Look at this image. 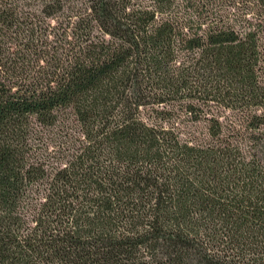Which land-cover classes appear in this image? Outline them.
I'll use <instances>...</instances> for the list:
<instances>
[{
  "label": "trees",
  "instance_id": "1",
  "mask_svg": "<svg viewBox=\"0 0 264 264\" xmlns=\"http://www.w3.org/2000/svg\"><path fill=\"white\" fill-rule=\"evenodd\" d=\"M21 1L0 0V264H264L238 138L264 125V0Z\"/></svg>",
  "mask_w": 264,
  "mask_h": 264
},
{
  "label": "rangeland",
  "instance_id": "2",
  "mask_svg": "<svg viewBox=\"0 0 264 264\" xmlns=\"http://www.w3.org/2000/svg\"><path fill=\"white\" fill-rule=\"evenodd\" d=\"M74 1L75 0H72V2ZM21 3H29L31 7L38 6V1L34 0L27 2L21 1ZM254 3V0H236L235 3L227 0L225 8L222 9L221 13H228L231 18L237 17L238 19H242L240 16L244 14V12L249 11L248 17H250L252 15L250 14V11H253L255 7ZM262 65L264 71V60ZM221 115V121L224 122L225 131L227 133L233 126L237 125V127H240L238 124L239 113L237 110H221ZM174 116L176 124L182 127V129H186V131L190 132L196 131L195 134H198L199 137H208L207 127L205 124L206 122L201 120L203 118H200V120L196 122V120H194V116L186 114L185 111H177L176 115ZM240 131L242 134L238 138H240L239 141L241 142L244 154L248 157H252L253 154H256V156L259 157L264 163V125L261 127L259 132H254L253 134L248 132L245 127L240 128ZM64 141V133L60 132L58 128L55 127L54 129H48L44 132L43 138L41 139V143L38 148H40V152H42L47 158L54 160L61 155L60 150Z\"/></svg>",
  "mask_w": 264,
  "mask_h": 264
}]
</instances>
